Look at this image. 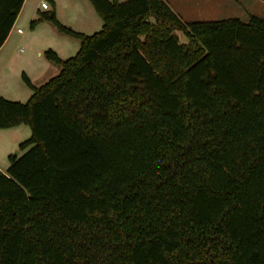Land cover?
I'll return each instance as SVG.
<instances>
[{
  "label": "trees",
  "instance_id": "1",
  "mask_svg": "<svg viewBox=\"0 0 264 264\" xmlns=\"http://www.w3.org/2000/svg\"><path fill=\"white\" fill-rule=\"evenodd\" d=\"M24 0H0V46ZM93 33L0 129V264H264V18L183 21L167 0H89ZM186 42H180L176 31Z\"/></svg>",
  "mask_w": 264,
  "mask_h": 264
},
{
  "label": "crops",
  "instance_id": "2",
  "mask_svg": "<svg viewBox=\"0 0 264 264\" xmlns=\"http://www.w3.org/2000/svg\"><path fill=\"white\" fill-rule=\"evenodd\" d=\"M41 1L39 0L35 2L34 4L31 2V0H24L22 7L14 21V24L6 37L5 41L0 46V94L6 95L3 93H10L9 95L13 94L12 97L10 96L9 99H21L16 97H30L31 90L28 87H24V85H21L18 83V73L19 71H24L26 75L29 77L31 82L34 85L41 84L45 80H47V71H49L51 76L55 75L59 68L58 65H53L51 61L48 59H42V56L44 55L43 52L47 47H50L54 49L56 52H58V55L60 56V51H64L68 49L69 43H60L61 46H41V44L37 43H28L32 47V51L28 52L27 54H23L26 52V49L22 46L21 40L23 38H27L28 41H31L33 36L32 33H36L40 28H43L41 24H47L46 22H49L51 26H54L50 21L48 20H42L38 24H36L33 28L30 27V21L38 16V13L49 10V8H42L41 7ZM49 4L54 1L55 3V11L57 14V17L59 20L58 15V2L56 0H48ZM83 3V11L80 14H76L75 11L71 12V15L68 19V21L61 20L66 23V25H71L72 27H75V29H80L82 31L87 32V29L89 27L97 25L98 20V13L94 9L93 5H89V3H86L82 1ZM73 9V6H71ZM76 9V8H74ZM78 10V9H76ZM76 15H75V14ZM23 18V20H22ZM23 21L26 25L29 26L28 34L24 35V30L22 29L21 32H18L17 24L19 22ZM47 28L51 30L52 34L55 32L52 31L51 28ZM70 26V27H71ZM55 27V26H54ZM56 28V27H55ZM32 32V33H31ZM24 35V36H23ZM26 39V40H27ZM65 40V39H63ZM20 48H23V51H20ZM31 53H34L38 57H33ZM19 59V60H18ZM29 69V70H28ZM48 72V73H49ZM49 76V77H51ZM34 79H37L36 83L34 82ZM10 91V92H9ZM22 95V96H21ZM22 100V99H21ZM24 123L18 124L16 126L8 127V128H1L0 129V170L5 172L10 165L9 155L12 154V150L17 147L19 148V143L21 142L19 138H16L17 132L20 130L25 131L24 127L22 125ZM19 153L20 150H19Z\"/></svg>",
  "mask_w": 264,
  "mask_h": 264
},
{
  "label": "rangeland",
  "instance_id": "3",
  "mask_svg": "<svg viewBox=\"0 0 264 264\" xmlns=\"http://www.w3.org/2000/svg\"><path fill=\"white\" fill-rule=\"evenodd\" d=\"M37 1L39 0H31L33 4ZM56 1L58 2L57 10H58L59 18L65 21H68L69 19L68 15L70 16L72 11H75L76 14L82 13L84 9L82 1L89 3V5H91V2L89 0H56ZM120 1H124V0H120ZM47 2L49 3L48 0ZM167 2L170 4L174 12L185 22L196 21V20L221 19V18H228V17H239L241 20L246 21L249 19V16L251 15H256L258 17L264 18V0H167ZM49 6H50L49 9H53L52 3H50ZM71 6H73V9L71 8ZM97 17H98L97 25L89 27V29H87V32L82 31L80 29H75V27H72L71 25L69 26H71L76 31H81V32L90 34V33H93L99 30L102 26L101 16L99 15ZM46 23L47 24H41L43 28H40V30H38L36 33L31 32L33 36L31 41H28L27 38H23V40H21L22 46L26 49V52H24L23 54L25 55L29 51L31 52L33 49L32 47L29 46L31 44H28V43H37V44L40 43L41 46H52L53 45V46H56V48L57 46L58 47L61 46L60 43H69L67 50L60 51V54H61L60 57L67 58L75 54L77 50L79 49L80 40L77 37L59 32L54 26H51L49 22H46ZM46 25H50L49 27H53L51 29L52 31L53 30L55 31L53 32L54 34H52L51 30H49L47 28L48 26ZM17 26L24 30V35L28 34L29 26L26 25L23 21L19 22ZM176 33L179 37L180 42L187 41V38L183 34L182 31L178 30L176 31ZM48 48L50 47H47L46 49ZM31 55L34 58L38 57L34 53H31ZM42 59H45V60L47 59L45 54L42 56ZM52 63L53 65H58L57 67L60 69L59 64H56L54 62ZM23 72L24 71L21 70L19 71L17 75L18 83H20L19 81H21V85H24V87L28 88V86L26 85V83L24 82L22 78ZM48 72L49 71H47L45 75L47 74V77L50 78L49 76H51L50 75L51 73L50 72L48 73ZM36 81L37 79H34L35 83ZM31 93H32V90H31ZM3 94H6V95H2V94L0 95L8 99L10 96L12 97L13 95V94L9 95L10 93H3ZM16 98H21L22 100L17 99V101H22V102L28 99V97H25V98L16 97ZM11 100H14V99H11ZM22 125H25V126H21V127H24L25 131L19 130L16 135V138L18 137L20 141H23L31 136L30 126L27 124H22ZM16 150H19V148L15 147L12 150L13 155H15ZM20 152L22 153L23 151H20ZM21 153L18 152V154H21Z\"/></svg>",
  "mask_w": 264,
  "mask_h": 264
},
{
  "label": "built area",
  "instance_id": "4",
  "mask_svg": "<svg viewBox=\"0 0 264 264\" xmlns=\"http://www.w3.org/2000/svg\"><path fill=\"white\" fill-rule=\"evenodd\" d=\"M41 7L44 8V9L49 8V3L47 2V0H42L41 1ZM17 30H18V32L22 31L21 28H18ZM20 51H23V48H20Z\"/></svg>",
  "mask_w": 264,
  "mask_h": 264
},
{
  "label": "water",
  "instance_id": "5",
  "mask_svg": "<svg viewBox=\"0 0 264 264\" xmlns=\"http://www.w3.org/2000/svg\"><path fill=\"white\" fill-rule=\"evenodd\" d=\"M18 152H19V150H16V151H15V155H17V154H18Z\"/></svg>",
  "mask_w": 264,
  "mask_h": 264
}]
</instances>
